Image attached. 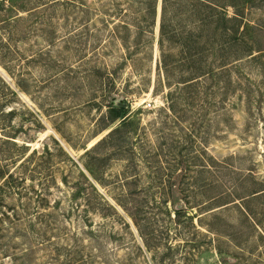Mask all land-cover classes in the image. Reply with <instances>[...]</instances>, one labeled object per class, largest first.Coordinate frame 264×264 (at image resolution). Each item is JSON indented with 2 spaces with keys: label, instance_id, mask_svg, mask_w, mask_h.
I'll list each match as a JSON object with an SVG mask.
<instances>
[{
  "label": "rangeland",
  "instance_id": "rangeland-1",
  "mask_svg": "<svg viewBox=\"0 0 264 264\" xmlns=\"http://www.w3.org/2000/svg\"><path fill=\"white\" fill-rule=\"evenodd\" d=\"M195 1L0 0V264H264V0Z\"/></svg>",
  "mask_w": 264,
  "mask_h": 264
},
{
  "label": "trees",
  "instance_id": "trees-1",
  "mask_svg": "<svg viewBox=\"0 0 264 264\" xmlns=\"http://www.w3.org/2000/svg\"><path fill=\"white\" fill-rule=\"evenodd\" d=\"M147 1H148V9H149L150 15L153 17V14L155 13V4H153V0H147ZM171 1L172 0H162L159 43H161L163 41V37L166 34V25H165V19H164V12H165V9L167 7V4L170 3ZM195 2L197 4H201L205 8H209V9H210L211 6H214L216 4L220 5L222 8L227 6L225 1H217L218 3H214L211 0H196ZM10 9H12V5H11ZM220 19L223 20L224 22L220 25L222 27L218 26L217 29L220 28V30L224 31V35L223 36H225V37L226 36H230V35L231 36H236L237 31H238L237 27H235L234 25H232L230 27H226L227 26L226 23L228 21L232 20V19L230 17H228L226 14L222 15ZM202 20H205V18L202 19ZM205 26L206 25H203V23H201V25L198 28L197 36H199V37L201 36L202 37V36H204L206 34V36L208 38L207 42L209 43V39H211L213 37H210L212 35H210L207 32L208 29H206ZM191 34L192 33L189 32V36ZM209 44L213 45V42H210ZM109 112H110V122H113V121H115V120H117L119 118H124L126 110H125L124 107H120V106L114 105V106L110 107ZM125 120H126V117L121 121V123H122L121 125L122 126L125 125V123H126ZM117 130H119V127H116L114 129H112L110 133L115 132ZM55 148H57L58 152H62V148H61V146L59 145L58 142H55ZM35 154H39L40 160H39L37 166L34 167V168H44V167L50 165V161L49 160L53 156L54 151L51 148H49L47 144H43L42 147H41V150H39L37 148L33 149L26 157H24L17 165H15V168L13 169V171L16 170L18 167H25V165L29 164V161H31L32 156L35 155ZM13 171L8 173L7 177L4 179L3 182H6L9 177L10 178L12 177ZM183 216H184V211L181 208L174 209V217L177 220H179Z\"/></svg>",
  "mask_w": 264,
  "mask_h": 264
},
{
  "label": "water",
  "instance_id": "water-1",
  "mask_svg": "<svg viewBox=\"0 0 264 264\" xmlns=\"http://www.w3.org/2000/svg\"><path fill=\"white\" fill-rule=\"evenodd\" d=\"M114 105H116V106H120V107H123V106H125V103H123V102H121V101H119V100H116V101L114 102ZM176 208H179V206H176Z\"/></svg>",
  "mask_w": 264,
  "mask_h": 264
},
{
  "label": "built area",
  "instance_id": "built-area-1",
  "mask_svg": "<svg viewBox=\"0 0 264 264\" xmlns=\"http://www.w3.org/2000/svg\"><path fill=\"white\" fill-rule=\"evenodd\" d=\"M148 106H149V104H148Z\"/></svg>",
  "mask_w": 264,
  "mask_h": 264
}]
</instances>
